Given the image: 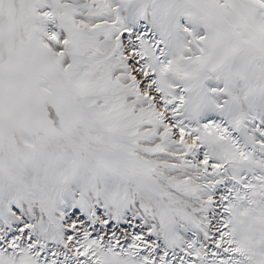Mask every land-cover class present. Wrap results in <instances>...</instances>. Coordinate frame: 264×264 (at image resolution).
<instances>
[{"label":"snow or ice","instance_id":"obj_1","mask_svg":"<svg viewBox=\"0 0 264 264\" xmlns=\"http://www.w3.org/2000/svg\"><path fill=\"white\" fill-rule=\"evenodd\" d=\"M0 264H264V0H0Z\"/></svg>","mask_w":264,"mask_h":264}]
</instances>
